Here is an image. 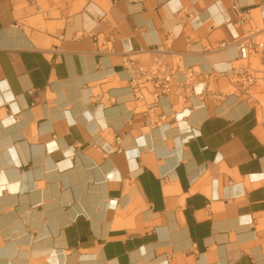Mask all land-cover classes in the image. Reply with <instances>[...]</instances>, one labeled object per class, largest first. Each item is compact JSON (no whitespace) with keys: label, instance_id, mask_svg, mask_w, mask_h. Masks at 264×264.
<instances>
[{"label":"crops","instance_id":"0c3cea01","mask_svg":"<svg viewBox=\"0 0 264 264\" xmlns=\"http://www.w3.org/2000/svg\"><path fill=\"white\" fill-rule=\"evenodd\" d=\"M262 21L264 0H0V264H264V123L219 75ZM157 44L183 82L147 106L126 62Z\"/></svg>","mask_w":264,"mask_h":264},{"label":"built area","instance_id":"2783aa9c","mask_svg":"<svg viewBox=\"0 0 264 264\" xmlns=\"http://www.w3.org/2000/svg\"><path fill=\"white\" fill-rule=\"evenodd\" d=\"M249 18L248 12L238 13V22H245ZM234 42L238 50L232 66L219 73L225 77L232 87V92L252 104L259 120L264 123V21L254 25L244 34L235 37ZM155 54L148 65L128 60L126 66L129 72V83L134 98L146 100L150 106L158 102L159 97L168 95L174 81L183 82L176 78L177 69L167 60V51L162 45H154ZM193 71L186 73L188 82L192 81ZM208 88V81L201 89ZM217 98L226 94L224 91L213 93Z\"/></svg>","mask_w":264,"mask_h":264},{"label":"rangeland","instance_id":"374dc122","mask_svg":"<svg viewBox=\"0 0 264 264\" xmlns=\"http://www.w3.org/2000/svg\"><path fill=\"white\" fill-rule=\"evenodd\" d=\"M260 26H261V24H260Z\"/></svg>","mask_w":264,"mask_h":264}]
</instances>
